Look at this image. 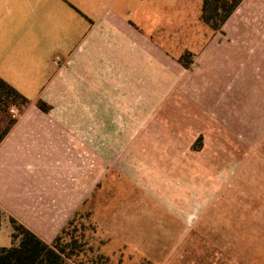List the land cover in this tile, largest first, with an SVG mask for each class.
<instances>
[{
	"label": "rangeland",
	"instance_id": "rangeland-1",
	"mask_svg": "<svg viewBox=\"0 0 264 264\" xmlns=\"http://www.w3.org/2000/svg\"><path fill=\"white\" fill-rule=\"evenodd\" d=\"M126 2L117 6L124 17L188 69L212 43L222 57L232 53L227 31L217 34L201 21L202 0ZM257 23V36L243 46L248 54L239 56L242 46L234 45L239 50L225 73L213 86L203 83L193 101L178 91L169 96L145 135L135 136L136 151L129 149L128 134L103 137L94 133L99 119H90L93 190L62 239L77 242L75 264H264V22ZM18 89L33 98L37 88ZM13 109L18 119L22 107ZM5 126L0 113V131ZM192 129L207 133H187ZM100 138L104 151L98 150ZM26 169L9 174L33 179ZM17 202L4 193L0 207L17 211ZM12 218L0 208V247L14 242Z\"/></svg>",
	"mask_w": 264,
	"mask_h": 264
},
{
	"label": "crops",
	"instance_id": "crops-1",
	"mask_svg": "<svg viewBox=\"0 0 264 264\" xmlns=\"http://www.w3.org/2000/svg\"><path fill=\"white\" fill-rule=\"evenodd\" d=\"M126 4L0 0V78L21 94L20 87L37 88L33 98L23 94L31 103L0 144V199L4 193L13 195L18 209L1 207L48 244L91 196L90 119H99L94 133L103 137L128 134L129 149L136 151L135 136L145 135L169 96L178 91L193 101L203 83L213 86L236 56L235 46H242L239 56L248 54L243 46L257 36L256 22H264V0H244L217 32L227 31L231 55L222 57V48L212 43L188 69L124 17L117 6ZM155 95H160L158 100H152ZM39 100L49 104L50 111L40 110ZM63 103L69 107L64 109ZM99 140L98 150L104 151L106 144ZM186 143L180 148L189 149ZM18 167L30 168L26 170L33 179L25 181L16 171L9 174ZM99 178L100 184L105 169Z\"/></svg>",
	"mask_w": 264,
	"mask_h": 264
},
{
	"label": "trees",
	"instance_id": "trees-1",
	"mask_svg": "<svg viewBox=\"0 0 264 264\" xmlns=\"http://www.w3.org/2000/svg\"><path fill=\"white\" fill-rule=\"evenodd\" d=\"M244 0H203L201 7V21L207 25L213 32L217 33L222 30L225 23L238 9ZM185 55L190 56V53ZM185 61H187L185 59ZM185 68L189 63L180 61ZM30 101L21 94L16 88L8 85L0 78V113L5 116L6 126L0 131V144L8 135L12 127L17 122V117L13 116L10 111L12 106L18 108L28 107ZM37 107L44 111H50L51 107L43 100L36 103ZM13 224V244L9 247H0V264H75V248H78L76 241L70 244H63L62 239L68 235L67 226L53 244H48L34 232L24 225L11 219Z\"/></svg>",
	"mask_w": 264,
	"mask_h": 264
},
{
	"label": "built area",
	"instance_id": "built-area-1",
	"mask_svg": "<svg viewBox=\"0 0 264 264\" xmlns=\"http://www.w3.org/2000/svg\"><path fill=\"white\" fill-rule=\"evenodd\" d=\"M13 112H15V110H14V109L11 111V113L13 114ZM14 116H15V115H14Z\"/></svg>",
	"mask_w": 264,
	"mask_h": 264
}]
</instances>
